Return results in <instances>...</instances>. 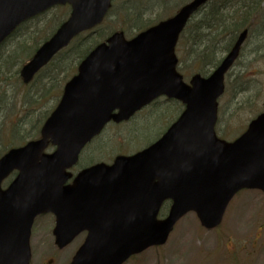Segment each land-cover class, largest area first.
Wrapping results in <instances>:
<instances>
[{"label":"water","instance_id":"1","mask_svg":"<svg viewBox=\"0 0 264 264\" xmlns=\"http://www.w3.org/2000/svg\"><path fill=\"white\" fill-rule=\"evenodd\" d=\"M207 0H191L172 17L125 39L114 32L96 45L63 85L39 137L0 157V264H30L34 217L55 216V244L88 233L69 264H122L131 255L165 243L174 224L192 211L211 229L241 189L264 194V111L232 141L216 136V99L237 58L242 31L207 76L185 83L176 70L175 45L188 18ZM70 13L19 70L23 83L78 33L99 24L110 0H0V43L23 21L54 5ZM164 96L184 105L162 135L132 154L97 162L72 177L83 147L110 121L119 123ZM53 151L45 152L48 145ZM170 200L164 217L158 213Z\"/></svg>","mask_w":264,"mask_h":264},{"label":"rangeland","instance_id":"2","mask_svg":"<svg viewBox=\"0 0 264 264\" xmlns=\"http://www.w3.org/2000/svg\"><path fill=\"white\" fill-rule=\"evenodd\" d=\"M187 1L135 0L123 4V0H113L111 10L98 28L101 31L122 29L127 37H132L141 27L171 16ZM64 11L66 14L62 17L65 18L67 7L51 9L44 21L53 17L56 19ZM262 16H249V37L239 58L225 76L226 88L218 99L215 125L217 135L224 140L236 137L264 108V10ZM56 22L51 23V28L55 27ZM177 52L178 70L184 77L186 75V81L195 70H207L206 74H209L213 69L203 64H198L196 69V66H192L196 61L193 55L184 49ZM62 86L63 83L59 87L62 89ZM25 87L28 91H34L37 82ZM8 89L1 96L0 103V155L7 148L24 141H13L14 135L10 139L6 136L10 119L17 115L16 127L22 132L25 128L22 121L27 118L24 115L30 118L28 111L31 108L25 107L19 96L20 91L24 92L25 89L14 86ZM57 101V98L49 96L38 112H49ZM11 107L14 108L13 112L10 111ZM181 110L179 102L160 97L137 111L129 121L106 124L102 132L82 150L72 171L95 161L109 163L116 154H130L145 147L165 131ZM52 227L53 221L49 215L35 220L30 238L31 264H67L80 245L82 240L77 238L65 248L57 249ZM124 264H264V196L257 189L240 190L229 202L221 224L213 230L202 228L195 214L189 212L178 220L164 245L130 257Z\"/></svg>","mask_w":264,"mask_h":264},{"label":"trees","instance_id":"3","mask_svg":"<svg viewBox=\"0 0 264 264\" xmlns=\"http://www.w3.org/2000/svg\"><path fill=\"white\" fill-rule=\"evenodd\" d=\"M213 2L216 1L214 0ZM126 3L124 2V4ZM222 8L223 6L221 7L218 3H211L200 13L197 20L187 24L179 37L177 50L181 52L184 49L186 53L193 55L196 61L192 66H196V69L199 66L198 64L214 68L219 63L223 52L228 50L238 30V25L222 22V20H225L221 17ZM248 9L251 10L250 6ZM65 11L56 19L53 17L44 21L46 12L22 23L0 44V103L2 101L1 96L9 91L8 87L14 86L20 90L23 87L25 91H20L19 93L21 103L25 107L31 108L28 111L30 118L24 115L27 118L25 121H22V126H25L22 132L16 127L18 124L17 115L10 119L9 130L7 129L8 131L6 132L8 139L14 135L15 139L13 141L21 142L24 140L23 142H25L38 134L42 122L52 110L51 108L49 112H38L46 99L51 96L58 100L61 93L59 86L62 83L64 84L75 72L76 65L79 61L97 43L103 41L113 30H116L112 29L109 31L105 29L101 31L97 28L93 32H84L77 35L66 48L57 53L36 74L31 83L37 82V88L34 91H28V88L25 87L19 77V68L32 55L39 44L52 34L55 27L64 19L62 16L66 14ZM125 13L128 14L127 11ZM213 20L217 22L214 23ZM54 21H57L55 27L51 28V23ZM206 71L200 70L202 74H206ZM13 109L11 107L10 111L13 112ZM167 207V203L162 206L160 211L161 215L165 213Z\"/></svg>","mask_w":264,"mask_h":264},{"label":"flooded vegetation","instance_id":"4","mask_svg":"<svg viewBox=\"0 0 264 264\" xmlns=\"http://www.w3.org/2000/svg\"><path fill=\"white\" fill-rule=\"evenodd\" d=\"M229 3L231 4V10H232L231 13H232V16H233V18H232L233 19V24L234 23H238L239 29H247V28H249V27H246V24L248 23V15L246 13L249 10L248 7L251 5V0H231ZM261 3H262V5H264V0H262ZM263 40H264V38H263ZM42 215H45V216L49 215L52 218V221L54 222V216L52 214L46 213V214H42ZM42 215H40V216H42ZM51 233H52V229H51ZM86 234H87L86 230L80 231L72 239V241L70 243H72L77 238L81 239L83 241V239L85 238ZM82 241H81V243H82ZM78 246H77V248H78ZM58 249H61V248H58ZM76 249H75V251H76Z\"/></svg>","mask_w":264,"mask_h":264}]
</instances>
